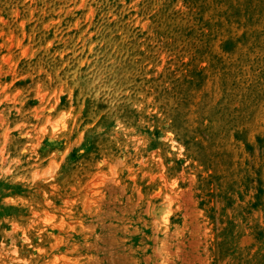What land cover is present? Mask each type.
Masks as SVG:
<instances>
[{
    "label": "rangeland",
    "instance_id": "1",
    "mask_svg": "<svg viewBox=\"0 0 264 264\" xmlns=\"http://www.w3.org/2000/svg\"><path fill=\"white\" fill-rule=\"evenodd\" d=\"M0 264H264V0H0Z\"/></svg>",
    "mask_w": 264,
    "mask_h": 264
},
{
    "label": "bare ground",
    "instance_id": "2",
    "mask_svg": "<svg viewBox=\"0 0 264 264\" xmlns=\"http://www.w3.org/2000/svg\"><path fill=\"white\" fill-rule=\"evenodd\" d=\"M168 214H169V212H167L166 209H165V211L155 210L154 216H155L156 224L158 226L164 225L167 221Z\"/></svg>",
    "mask_w": 264,
    "mask_h": 264
}]
</instances>
